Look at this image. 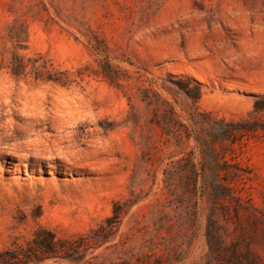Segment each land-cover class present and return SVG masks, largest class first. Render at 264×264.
<instances>
[{"label":"rangeland","instance_id":"1","mask_svg":"<svg viewBox=\"0 0 264 264\" xmlns=\"http://www.w3.org/2000/svg\"><path fill=\"white\" fill-rule=\"evenodd\" d=\"M4 101L0 264H264V0H0Z\"/></svg>","mask_w":264,"mask_h":264},{"label":"bare ground","instance_id":"2","mask_svg":"<svg viewBox=\"0 0 264 264\" xmlns=\"http://www.w3.org/2000/svg\"><path fill=\"white\" fill-rule=\"evenodd\" d=\"M4 106H8V109L5 110V113L1 114L0 115V121H1V118L3 116H18V117H21V118H24L23 115H30L31 117L32 116H36L38 118L40 117H45V113L43 112H39V111H35L33 113L30 112V110H27V109H18V108H15V106L13 105H10V102L8 101H4L3 103ZM59 110L57 109L56 112H58ZM54 112V113H56ZM53 117H56V116H53ZM50 118V117H49ZM66 124V123H65ZM63 124V125H65ZM61 125V124H60ZM71 125V124H70ZM69 125V126H70ZM0 126H2L4 129H5V133L6 131H9L11 130L12 126H15V122L12 118H10L9 120H5V121H2L0 123ZM62 127V126H61ZM60 129V128H59ZM35 130V129H34ZM34 130H31V131H34ZM36 131V130H35ZM57 132V131H56ZM35 133V132H34ZM60 133V132H59ZM59 133H55V134H59ZM66 133V132H64ZM62 135V134H61ZM6 136L8 137H12L13 134L12 133H6ZM55 138H50L49 135H45V137H38V138H32L30 140H27V145H29L30 143L36 145L37 147L39 146H43V145H46V147H44L45 150H48V151H52L54 150V147L59 145L60 142H62V139L58 136H55L53 135ZM67 136V134H66ZM66 138V137H65ZM69 138V137H68ZM64 139V138H63ZM49 141V143H47Z\"/></svg>","mask_w":264,"mask_h":264},{"label":"trees","instance_id":"3","mask_svg":"<svg viewBox=\"0 0 264 264\" xmlns=\"http://www.w3.org/2000/svg\"><path fill=\"white\" fill-rule=\"evenodd\" d=\"M38 60H35V62H37ZM46 65H35L34 66V70L37 76H42V69L41 68H45ZM26 68V65L24 64L23 60L21 57H19L18 55H15L11 61V70L14 74H20L23 73L24 70ZM47 78L50 80H57L59 82H61L62 84H66V80L63 79L62 74L59 77H53L52 74H48Z\"/></svg>","mask_w":264,"mask_h":264}]
</instances>
